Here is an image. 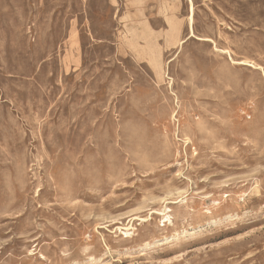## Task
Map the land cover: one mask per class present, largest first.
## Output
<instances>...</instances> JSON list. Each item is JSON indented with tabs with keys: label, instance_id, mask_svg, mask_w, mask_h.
Returning a JSON list of instances; mask_svg holds the SVG:
<instances>
[{
	"label": "rangeland",
	"instance_id": "obj_1",
	"mask_svg": "<svg viewBox=\"0 0 264 264\" xmlns=\"http://www.w3.org/2000/svg\"><path fill=\"white\" fill-rule=\"evenodd\" d=\"M0 264H264V0H0Z\"/></svg>",
	"mask_w": 264,
	"mask_h": 264
},
{
	"label": "bare ground",
	"instance_id": "obj_2",
	"mask_svg": "<svg viewBox=\"0 0 264 264\" xmlns=\"http://www.w3.org/2000/svg\"><path fill=\"white\" fill-rule=\"evenodd\" d=\"M190 10V9H189ZM190 32H191V36H195V31H194V20H193V7L191 8V14H190ZM177 28L175 26H173V30H176ZM203 39H209V38H203ZM181 41V40H180ZM231 61H237L235 60L231 55H230ZM153 62V66L156 68H159L161 63H160V54H156V56H153V59L151 60ZM240 62L242 63H248V60H241ZM170 219V218H168Z\"/></svg>",
	"mask_w": 264,
	"mask_h": 264
}]
</instances>
